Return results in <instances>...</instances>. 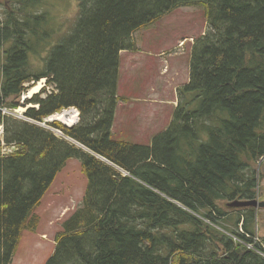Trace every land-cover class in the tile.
I'll list each match as a JSON object with an SVG mask.
<instances>
[{
    "label": "trees",
    "instance_id": "obj_1",
    "mask_svg": "<svg viewBox=\"0 0 264 264\" xmlns=\"http://www.w3.org/2000/svg\"><path fill=\"white\" fill-rule=\"evenodd\" d=\"M42 0H0L5 51L0 83V264H11L24 229L70 160L82 164L87 188L63 223L47 264H264L255 208L264 161V0H79L71 33L46 48L44 69L30 55L47 19ZM201 8L208 30L192 48L190 82L178 91L169 127L149 146L112 139L121 52L138 51L134 35L174 11ZM33 11H30V9ZM44 11V10H43ZM47 80L25 116L45 118L76 108L77 142L4 115L32 82ZM53 91L46 94V88ZM252 248H249V246Z\"/></svg>",
    "mask_w": 264,
    "mask_h": 264
},
{
    "label": "rangeland",
    "instance_id": "obj_2",
    "mask_svg": "<svg viewBox=\"0 0 264 264\" xmlns=\"http://www.w3.org/2000/svg\"><path fill=\"white\" fill-rule=\"evenodd\" d=\"M40 2L42 8L35 9L34 13L42 15L44 12L47 25L42 24L41 30L49 35L34 40L39 53L30 55V65L35 71L44 69L43 58L47 56L45 49L58 45L71 33L80 12L79 0ZM7 11L6 6H1L0 19H5ZM207 30L204 11L198 7H187L174 11L150 29L134 35L138 51L121 52L118 96L123 100L119 102L116 110L112 129L114 141L149 146L153 138L167 127L171 119L168 114L175 112L177 107L174 104H179L180 87L190 82L193 44ZM11 45L9 41L0 47V83L3 78L2 64L5 60V51ZM46 85V79L27 85L28 90L24 94L18 99L10 100L20 103L21 106L12 109L5 107L3 114L27 121L24 113L35 105L25 106L23 98L31 97L30 92L35 87H40L39 93L42 94ZM45 90L43 97L53 91V86H48ZM162 105L166 112L158 119L155 112L163 110L160 109ZM63 112L64 110L61 113ZM44 122L45 120L41 123ZM54 124L61 122L57 121ZM53 127L56 128L54 125ZM3 137L4 128L0 130V141ZM66 139L75 146L82 147L77 142ZM1 144L3 154L9 155L15 151V147ZM258 171L260 176L258 199L264 201V161L258 165ZM86 188L87 178L82 164L78 160H70L35 209L39 224L36 230L24 229L11 264H47L55 250L57 234L63 230V223L81 206ZM257 213L256 231L260 240L264 238V210H258Z\"/></svg>",
    "mask_w": 264,
    "mask_h": 264
},
{
    "label": "bare ground",
    "instance_id": "obj_3",
    "mask_svg": "<svg viewBox=\"0 0 264 264\" xmlns=\"http://www.w3.org/2000/svg\"><path fill=\"white\" fill-rule=\"evenodd\" d=\"M40 87H35L31 90L30 95H35L40 91ZM30 98V97H29ZM50 121H61L67 125H71L77 122L76 112L68 111L48 118Z\"/></svg>",
    "mask_w": 264,
    "mask_h": 264
},
{
    "label": "water",
    "instance_id": "obj_4",
    "mask_svg": "<svg viewBox=\"0 0 264 264\" xmlns=\"http://www.w3.org/2000/svg\"><path fill=\"white\" fill-rule=\"evenodd\" d=\"M229 209H243V208H255L256 211L264 210V201H260L258 198L251 201L236 200L227 205Z\"/></svg>",
    "mask_w": 264,
    "mask_h": 264
},
{
    "label": "built area",
    "instance_id": "obj_5",
    "mask_svg": "<svg viewBox=\"0 0 264 264\" xmlns=\"http://www.w3.org/2000/svg\"><path fill=\"white\" fill-rule=\"evenodd\" d=\"M69 111L76 112V116H77V122H76V123L71 124V125H67L69 128H72V127L76 126V125L79 123V116H80V113H79V111L76 110V109H72V110H69ZM66 112H68V111H64V113H66ZM12 117H13V116H12ZM24 117H25V116H24ZM14 118H15V117H14ZM26 120H27V122H29V123L35 124V125H37V126H40V127H42V128H45V129H47V130L53 132V133H54L55 135H57L58 137H65V136L63 135L62 132H60L59 130H56V129H54V128H51L50 126L47 125L48 123H51V122H54V121H50L49 119H45V122H44V124H43V123H41V122H37V121L31 120V119H28V118H26ZM2 129H3V127H0V130H2ZM0 139H1V138H0ZM257 239H258V238H257Z\"/></svg>",
    "mask_w": 264,
    "mask_h": 264
},
{
    "label": "crops",
    "instance_id": "obj_6",
    "mask_svg": "<svg viewBox=\"0 0 264 264\" xmlns=\"http://www.w3.org/2000/svg\"><path fill=\"white\" fill-rule=\"evenodd\" d=\"M188 84V83H187ZM187 84H185V85H187ZM181 88V87H180ZM156 91V90H155ZM178 105V103H176V105L174 104V106H177ZM166 108V107H165ZM160 109H163V110H161L160 112H155V114H156V116H157V118L159 119L166 111H164V108H163V105L161 106V108ZM173 114H174V111L172 112V114H171V112L168 114L170 117H171V119H170V122L168 123V125H167V127H165L163 130H162V132L163 131H165L167 128H168V126L170 125V123H171V121H172V118H173Z\"/></svg>",
    "mask_w": 264,
    "mask_h": 264
}]
</instances>
